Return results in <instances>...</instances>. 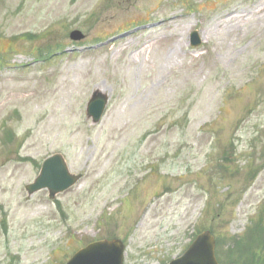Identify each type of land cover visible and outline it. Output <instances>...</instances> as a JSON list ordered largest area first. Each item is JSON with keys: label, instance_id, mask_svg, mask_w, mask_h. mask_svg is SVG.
<instances>
[{"label": "rangeland", "instance_id": "obj_1", "mask_svg": "<svg viewBox=\"0 0 264 264\" xmlns=\"http://www.w3.org/2000/svg\"><path fill=\"white\" fill-rule=\"evenodd\" d=\"M0 67V264H167L203 231L264 264V0H0ZM55 154L80 181L29 195Z\"/></svg>", "mask_w": 264, "mask_h": 264}, {"label": "water", "instance_id": "obj_2", "mask_svg": "<svg viewBox=\"0 0 264 264\" xmlns=\"http://www.w3.org/2000/svg\"><path fill=\"white\" fill-rule=\"evenodd\" d=\"M71 39L80 41L83 35L73 32ZM193 46H198L197 33L192 34ZM108 97L96 91L87 107V118L97 124L103 115ZM78 178L69 174L62 157L56 155L46 160L40 176L33 185L27 187L29 194L48 189L51 197L70 188ZM215 242L209 233H204L191 246L186 255L172 264H217L215 259ZM123 246L119 242H97L80 251L72 264H122ZM70 263V264H71Z\"/></svg>", "mask_w": 264, "mask_h": 264}, {"label": "trees", "instance_id": "obj_3", "mask_svg": "<svg viewBox=\"0 0 264 264\" xmlns=\"http://www.w3.org/2000/svg\"><path fill=\"white\" fill-rule=\"evenodd\" d=\"M253 252H249V253H247L248 255L247 256H249L250 254H252ZM243 254V253H242ZM233 257H238V255H237V252H235V251H229L228 253H227V256H225V258H227V262H236V260H234V258ZM238 258H240V259H242V258H244V257H242V256H239ZM247 259V258H246Z\"/></svg>", "mask_w": 264, "mask_h": 264}]
</instances>
